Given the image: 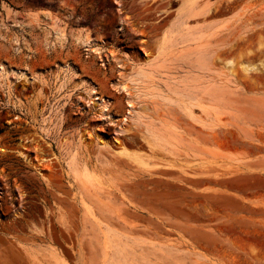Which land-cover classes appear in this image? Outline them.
<instances>
[{
    "label": "rangeland",
    "instance_id": "374dc122",
    "mask_svg": "<svg viewBox=\"0 0 264 264\" xmlns=\"http://www.w3.org/2000/svg\"><path fill=\"white\" fill-rule=\"evenodd\" d=\"M0 264H264V0H0Z\"/></svg>",
    "mask_w": 264,
    "mask_h": 264
},
{
    "label": "bare ground",
    "instance_id": "6f19581e",
    "mask_svg": "<svg viewBox=\"0 0 264 264\" xmlns=\"http://www.w3.org/2000/svg\"><path fill=\"white\" fill-rule=\"evenodd\" d=\"M87 42V41H86Z\"/></svg>",
    "mask_w": 264,
    "mask_h": 264
}]
</instances>
